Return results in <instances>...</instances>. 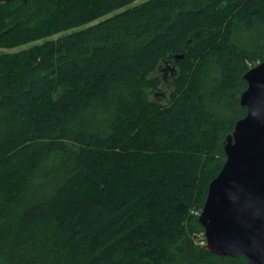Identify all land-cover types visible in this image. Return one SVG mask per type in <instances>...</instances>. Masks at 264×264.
I'll return each instance as SVG.
<instances>
[{"label":"trees","instance_id":"obj_1","mask_svg":"<svg viewBox=\"0 0 264 264\" xmlns=\"http://www.w3.org/2000/svg\"><path fill=\"white\" fill-rule=\"evenodd\" d=\"M263 60L264 0L0 3V264H247L198 218Z\"/></svg>","mask_w":264,"mask_h":264},{"label":"water","instance_id":"obj_2","mask_svg":"<svg viewBox=\"0 0 264 264\" xmlns=\"http://www.w3.org/2000/svg\"><path fill=\"white\" fill-rule=\"evenodd\" d=\"M243 80L239 103L247 113L225 139L226 159L208 186L198 223L210 253L264 264V60Z\"/></svg>","mask_w":264,"mask_h":264},{"label":"rangeland","instance_id":"obj_3","mask_svg":"<svg viewBox=\"0 0 264 264\" xmlns=\"http://www.w3.org/2000/svg\"><path fill=\"white\" fill-rule=\"evenodd\" d=\"M156 76H158V77H160L162 80H163V87H164V89H169L168 88V86L170 85L169 83H170V70L168 69V68H166V67H161L159 70H158V72H157V74H156ZM152 99L154 100V101H160L159 99V96H157V95H154L153 97H152ZM201 214V213H200ZM203 239H204V236H202V238H200V242H201V244H205V239H204V241H203Z\"/></svg>","mask_w":264,"mask_h":264}]
</instances>
